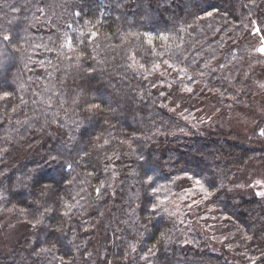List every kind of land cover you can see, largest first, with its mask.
<instances>
[{"label":"trees","instance_id":"16d2710c","mask_svg":"<svg viewBox=\"0 0 264 264\" xmlns=\"http://www.w3.org/2000/svg\"><path fill=\"white\" fill-rule=\"evenodd\" d=\"M263 45L264 0H0V264H264Z\"/></svg>","mask_w":264,"mask_h":264},{"label":"rangeland","instance_id":"374dc122","mask_svg":"<svg viewBox=\"0 0 264 264\" xmlns=\"http://www.w3.org/2000/svg\"><path fill=\"white\" fill-rule=\"evenodd\" d=\"M262 47H264V45ZM251 109L252 108L228 112L227 114H224V118L229 114L231 115L227 118V120H224L223 122H227L231 129L235 130L236 127V131L238 133H246L247 128H245L243 124L252 126V121H255V114L248 113V110ZM205 110L207 109L194 110V112H197L196 114H199L200 112H202L203 114H207L208 112ZM248 135L251 137L252 133L250 132ZM256 177L258 178V176L255 175V177L248 182L246 177L242 176L241 180L245 182V184H249L250 186H253L256 183L255 186L257 188L264 182V178L256 180ZM241 187L242 185H240V188ZM255 192L257 193V189ZM22 234L23 232L21 230V226L17 224L13 220V218L4 215L0 208V253L6 254L11 251V249L13 251Z\"/></svg>","mask_w":264,"mask_h":264},{"label":"snow or ice","instance_id":"6c2138e0","mask_svg":"<svg viewBox=\"0 0 264 264\" xmlns=\"http://www.w3.org/2000/svg\"><path fill=\"white\" fill-rule=\"evenodd\" d=\"M3 40L4 41H8V40H10V37L8 35H4L3 36ZM66 43L68 44L69 47L71 46V40L70 39L68 41H66ZM259 51L261 53H264V47H262L261 49H259ZM262 134H264V133H262ZM146 182L151 185L154 182L153 176L146 173ZM197 183L199 184L200 181L197 180ZM257 183H259V182H257ZM201 187H203V185H201ZM156 190L157 189H153V191H156ZM258 195H264V193H258ZM155 210H156V206H153L152 211L155 212Z\"/></svg>","mask_w":264,"mask_h":264}]
</instances>
